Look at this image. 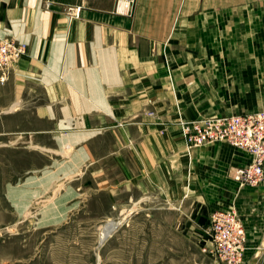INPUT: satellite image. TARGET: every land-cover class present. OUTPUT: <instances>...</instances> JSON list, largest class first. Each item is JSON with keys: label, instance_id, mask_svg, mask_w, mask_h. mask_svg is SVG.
I'll list each match as a JSON object with an SVG mask.
<instances>
[{"label": "crops", "instance_id": "1", "mask_svg": "<svg viewBox=\"0 0 264 264\" xmlns=\"http://www.w3.org/2000/svg\"><path fill=\"white\" fill-rule=\"evenodd\" d=\"M113 8L0 0V36L27 45L0 85V136L48 158L41 175L7 188L8 201L24 214L52 191L42 225L86 207L114 222L106 240L122 225L114 212L147 211L152 223L126 226L151 227L169 251L186 244L188 264H221L202 253V230L213 212L234 210L247 234L243 264H264V180L240 188L231 177L252 156L222 143L187 150L180 133L183 121L264 111V0Z\"/></svg>", "mask_w": 264, "mask_h": 264}, {"label": "rangeland", "instance_id": "2", "mask_svg": "<svg viewBox=\"0 0 264 264\" xmlns=\"http://www.w3.org/2000/svg\"><path fill=\"white\" fill-rule=\"evenodd\" d=\"M39 139H33L38 147ZM24 147V139L0 136V264H188L186 244L180 242L176 252L169 251L163 242L161 246L156 242L153 236L157 232L151 227L126 226L152 223L153 215L147 211L124 215L114 212L111 219L122 225L114 231L112 239L104 242L100 239L101 232L105 226L108 231L113 230L109 228L111 221L105 223L106 216L91 214L86 207L67 215L60 223L42 225L41 211L52 191L34 200L24 214H17L8 201L7 188L30 176L41 175L48 161L39 148L30 151ZM171 218L175 221V215H162L164 221ZM169 252L173 260L169 259Z\"/></svg>", "mask_w": 264, "mask_h": 264}, {"label": "built area", "instance_id": "3", "mask_svg": "<svg viewBox=\"0 0 264 264\" xmlns=\"http://www.w3.org/2000/svg\"><path fill=\"white\" fill-rule=\"evenodd\" d=\"M135 2L114 0V14L129 15ZM66 12L77 16L79 9L69 7ZM26 53V44L0 36V84L9 80L14 67ZM180 133L187 150L222 143L248 152L252 156L251 163L236 168L232 172V180L240 188H256L263 182L264 111L183 121L180 123ZM202 234V253L212 256L221 264H243L247 234L234 210L213 212Z\"/></svg>", "mask_w": 264, "mask_h": 264}, {"label": "bare ground", "instance_id": "4", "mask_svg": "<svg viewBox=\"0 0 264 264\" xmlns=\"http://www.w3.org/2000/svg\"><path fill=\"white\" fill-rule=\"evenodd\" d=\"M114 228V224L111 222L109 223V228ZM107 227L105 226L104 229H102V232H101V236H100V239H101V242H104V240L110 235L111 231H108L106 229Z\"/></svg>", "mask_w": 264, "mask_h": 264}]
</instances>
